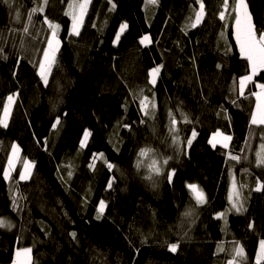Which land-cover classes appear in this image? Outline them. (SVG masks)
<instances>
[{
  "label": "trees",
  "instance_id": "trees-1",
  "mask_svg": "<svg viewBox=\"0 0 264 264\" xmlns=\"http://www.w3.org/2000/svg\"><path fill=\"white\" fill-rule=\"evenodd\" d=\"M39 2L13 0L9 8L0 0V115L16 95L8 127L0 126V218L12 222L0 227V264L12 262L19 248L32 249L31 264H227L237 242L245 253L241 264H256L264 239V188L255 190L257 181L264 183V166L256 163L264 126H250L254 84L245 96L233 91L234 79L248 70L232 34L234 14L221 20V0H204L205 16L192 28L195 0H91L75 36L65 15L69 0H48L25 35L28 13ZM246 2L253 23L264 29V0ZM45 16L60 26L61 41L47 86L38 74L50 32ZM147 33L151 42L141 45ZM157 65L163 67L153 87L149 70ZM255 80L264 83V73ZM141 90L155 97L153 117L140 110ZM57 117L61 124L53 129ZM85 130L91 135L81 148ZM217 130L230 133L228 148L209 144ZM192 131L197 136L187 147ZM14 144L20 161L5 179ZM141 149L168 160L151 181L135 167ZM22 159L32 164L25 180ZM232 176L240 213L228 209ZM188 184L203 191L205 204L196 203ZM101 200L106 207L98 220ZM189 210L193 215L185 216ZM171 243H179L176 252Z\"/></svg>",
  "mask_w": 264,
  "mask_h": 264
},
{
  "label": "snow or ice",
  "instance_id": "snow-or-ice-1",
  "mask_svg": "<svg viewBox=\"0 0 264 264\" xmlns=\"http://www.w3.org/2000/svg\"><path fill=\"white\" fill-rule=\"evenodd\" d=\"M3 3L7 4L9 8L13 6V0H3ZM91 3V0H69L68 3V10L65 12V15L70 16L72 20L71 26V35L79 36L80 29L83 25L84 17L87 13L88 7ZM111 3V0H110ZM147 3L151 5H156L158 0H147ZM195 3L199 5L198 10L194 11L195 20L191 23V27L195 28L198 24H200L205 16V4L204 0H195ZM48 4V0H40L39 3L35 7H33L27 17V24L24 25L22 31L25 35L30 34L29 29L30 26L33 24V16L37 13L43 14L45 7ZM222 11L219 13V18L221 20L226 19V13L231 12L232 19L234 20V38L239 48V53L243 59L246 60L248 64V70L245 75L241 76L237 79H234V87L233 91H236L239 96H245V91L248 84H254L255 88L258 91H250L248 95L255 97V107L250 115V126H264V83H259L255 80V78L264 73V29H258L256 25L252 21L251 13L248 11V4L246 0H221ZM115 8V4H112V9ZM15 19L17 21L20 20V13H16ZM43 24L47 25V28L50 29V36L46 39V47L42 49V59L38 62V74L40 79L43 81L44 85L47 86L49 83V76L52 73L53 66L57 64V54L60 50L61 41L58 38V32L60 26L54 22H51L46 16L44 17ZM127 29V24H121L120 30L117 32L115 37V42L120 40L121 34ZM150 37L145 35L139 41L141 45L147 46L150 43ZM3 52V49L0 48V53ZM6 58V57H5ZM163 65H158L153 67L149 71V83L155 87L157 83V79L160 75L161 68ZM217 67H221L217 65ZM136 98L139 99L140 110L143 112L145 117H153L155 115V97L150 100L148 96L143 95V91L141 90L140 93L136 94ZM15 100V94L9 95L7 97L6 103L3 105V115H0V126L8 127V120L11 115V108ZM235 103V101H233ZM151 109V111H150ZM183 121L186 123H190L191 121L188 119L186 115L181 113ZM170 125L169 129L170 132L173 134V143L179 145L181 143L179 136H178V129L176 128L177 120L175 116L170 112ZM141 123H145L142 119ZM61 124V120L57 117L52 124V128L56 129L58 125ZM128 127V126H126ZM91 133L87 130L83 133V139L80 141V147L83 148L86 146L87 141ZM197 133L192 131L191 137L187 138L186 145L187 147H191L193 140L196 138ZM220 138V139H218ZM232 139L229 135H223L221 132L217 131L213 134L211 140H209V144L213 147L217 145V143H223V147L228 148V142ZM19 153V147L17 145H12V157L8 161V168L5 169L4 176L5 179L9 178V172L12 170L13 164L15 162L16 156ZM147 155V151L145 149H141L139 152V156L143 157ZM94 157L93 159H95ZM100 158H103V154H100ZM230 159L233 161H238L240 159L239 156L231 155ZM107 163V161H105ZM168 160H163V164L167 165ZM256 163L257 166H264V145H261V150L256 153ZM91 166V165H90ZM109 169H112L114 166L111 163H107ZM140 166L139 161L137 162V167ZM32 164L30 162L24 163V171L20 174V179L25 180L30 175V169ZM151 169L157 175L161 174L163 168L158 166L157 161L153 160L151 164ZM173 172H170L167 179L169 182L172 181ZM151 178V177H149ZM258 187L255 189L256 191H260L264 188V183L257 181ZM112 183L109 182L108 187L111 188ZM191 191L195 201L197 204H205L206 198L201 189L196 184H188L187 186ZM243 186L241 185V188ZM229 201L231 207L229 211L235 210L237 213L243 211V204L241 203L240 199V192L237 189V181L235 176L232 177L231 182V190L229 193ZM105 202L103 200L100 201L98 207V214L97 219L99 220L104 213L105 210ZM227 213H220L218 214V218H223L226 216ZM185 216L193 215L192 210L186 211L184 213ZM5 226L3 221H0V227ZM249 227H253L252 224H249ZM73 238H75L76 234L71 233ZM179 247V243H171L168 245L169 251L176 252ZM31 248H23L19 249L16 252V262L15 264H31ZM234 256L229 264H241V262L245 259V253L242 246H239L238 242L236 246L233 248ZM239 258V260H237ZM256 264H264V240L259 242V251L256 256Z\"/></svg>",
  "mask_w": 264,
  "mask_h": 264
},
{
  "label": "rangeland",
  "instance_id": "rangeland-1",
  "mask_svg": "<svg viewBox=\"0 0 264 264\" xmlns=\"http://www.w3.org/2000/svg\"><path fill=\"white\" fill-rule=\"evenodd\" d=\"M248 11H249V9H248ZM48 18V17H47ZM49 19V18H48ZM50 20V19H49ZM51 22H54V23H56L55 21H51ZM57 24V23H56ZM122 24H126V21L125 22H123ZM71 26H72V20H71V23H70V27H69V32H71ZM119 30H120V27H119ZM119 30H118V32H119ZM51 31V30H50ZM234 33V20L232 21V34ZM145 35H148L149 37H150V35L147 33V34H144L142 37H144ZM50 36V32H49V35H48V37ZM141 37V38H142ZM233 37H234V34H233ZM58 38H59V36H58ZM235 39V38H234ZM150 40H151V37H150ZM235 42H236V40H235ZM148 44H150V43H148ZM147 44V45H148ZM45 47H46V45H45ZM237 47H238V45H237ZM239 49V48H238ZM41 59H42V56H41ZM40 59V60H41ZM158 66V65H157ZM154 67H156V66H154ZM152 69V68H151ZM150 71V70H149ZM149 79H150V77H149ZM12 95H14V94H12ZM15 97H16V95H15ZM2 115H3V113H2ZM217 131H219V132H221L223 135H229V136H231L230 135V133H227V132H223V131H220V130H217ZM217 131H214V132H212L211 134H210V136H209V139H208V142H209V140H211L212 139V137H213V134L214 133H216ZM82 139H83V137H82ZM218 139H220V138H218ZM230 143V141L228 142V144ZM217 145H220V146H223V143L221 142V143H217ZM147 151V155H145V156H143V157H141V156H139V154H138V157H137V161L136 162H138L139 161V163H140V165H141V167H143L144 168V171H145V168H148L149 170L151 169V164H152V161L153 160H156L157 161V164H158V166H161L162 168H163V161L162 160H160L152 151H150V150H146ZM140 152V151H139ZM12 157V149H11V152H10V155H9V159ZM9 159H8V161H9ZM18 161H20V157H19V154L16 156V159H15V162H14V164H13V167H12V169L14 168V166H15V164L18 162ZM25 162H29L28 160H25V159H22V161H21V164H22V170H21V173L24 171V163ZM137 164V163H136ZM8 168V163H7V166H6V168L5 169H7ZM31 169H32V167H31ZM31 169H30V172H31ZM12 171V170H11ZM5 172V171H4ZM9 174H10V172H9ZM155 174V173H154ZM233 177V176H232ZM232 177H231V179H230V185H229V192H228V197H229V193H230V190H231V182H232ZM238 189V188H237ZM228 200H229V198H228ZM230 207H231V204H230V201H229V207H228V209H230ZM234 210V209H233ZM235 211V210H234ZM0 221H3L4 223H5V226H2V227H11L12 226V222L10 221V220H8V219H5V218H0ZM264 240V239H263ZM260 242V241H259ZM19 249H23V248H19ZM19 249H17V250H19ZM17 250L15 251V254H14V258H13V260H12V263H10V264H15V262H16V252H17ZM258 251H259V244H258V247H257V252H256V256H257V253H258ZM233 259V258H232ZM232 259H230V260H228V262H227V264H229V261H231ZM256 259V258H255ZM7 264V263H6Z\"/></svg>",
  "mask_w": 264,
  "mask_h": 264
},
{
  "label": "clouds",
  "instance_id": "clouds-1",
  "mask_svg": "<svg viewBox=\"0 0 264 264\" xmlns=\"http://www.w3.org/2000/svg\"><path fill=\"white\" fill-rule=\"evenodd\" d=\"M135 167L137 168V170L140 169L141 165L139 167H137V165H135ZM153 174L154 172L152 171V169H148V168H145V178L149 181H151L153 179ZM151 177V178H149Z\"/></svg>",
  "mask_w": 264,
  "mask_h": 264
},
{
  "label": "crops",
  "instance_id": "crops-1",
  "mask_svg": "<svg viewBox=\"0 0 264 264\" xmlns=\"http://www.w3.org/2000/svg\"><path fill=\"white\" fill-rule=\"evenodd\" d=\"M258 91V90H257ZM263 240V239H262ZM261 241V240H260ZM10 263H12V262H10ZM10 263H7V264H10Z\"/></svg>",
  "mask_w": 264,
  "mask_h": 264
}]
</instances>
